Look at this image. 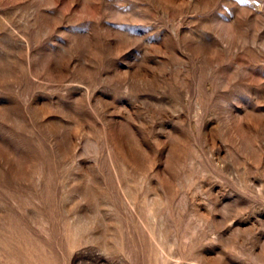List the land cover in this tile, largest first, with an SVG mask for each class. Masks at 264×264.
Wrapping results in <instances>:
<instances>
[{"label":"rangeland","instance_id":"1","mask_svg":"<svg viewBox=\"0 0 264 264\" xmlns=\"http://www.w3.org/2000/svg\"><path fill=\"white\" fill-rule=\"evenodd\" d=\"M0 264H264V0H0Z\"/></svg>","mask_w":264,"mask_h":264}]
</instances>
